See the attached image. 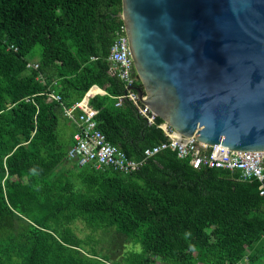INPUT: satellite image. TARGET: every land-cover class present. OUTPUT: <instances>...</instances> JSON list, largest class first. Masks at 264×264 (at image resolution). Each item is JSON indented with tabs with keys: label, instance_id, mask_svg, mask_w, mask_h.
Wrapping results in <instances>:
<instances>
[{
	"label": "trees",
	"instance_id": "16d2710c",
	"mask_svg": "<svg viewBox=\"0 0 264 264\" xmlns=\"http://www.w3.org/2000/svg\"><path fill=\"white\" fill-rule=\"evenodd\" d=\"M120 13V0H0V240L31 237L28 264H146L153 257H169L170 264H264V199L255 182H236L221 170H193L169 151L128 175L77 168L65 161L73 131L60 105L43 97L34 99L35 106L21 100L49 88L69 107L95 86L104 95L89 105L109 144L136 161L164 141L155 127L159 118L147 126L130 102L114 106L123 87L108 73L106 58ZM34 57L37 70H26ZM17 176H26V184L12 180ZM71 179L80 180L79 193L68 190ZM29 187L44 191L37 203L10 200ZM55 191L68 201L72 193L93 227H115L138 250L124 249L108 263L54 237L46 222L67 204L52 200ZM177 230L188 239L186 250L171 241Z\"/></svg>",
	"mask_w": 264,
	"mask_h": 264
},
{
	"label": "water",
	"instance_id": "95a60500",
	"mask_svg": "<svg viewBox=\"0 0 264 264\" xmlns=\"http://www.w3.org/2000/svg\"><path fill=\"white\" fill-rule=\"evenodd\" d=\"M138 98L183 137L264 151V0H120Z\"/></svg>",
	"mask_w": 264,
	"mask_h": 264
},
{
	"label": "built area",
	"instance_id": "2783aa9c",
	"mask_svg": "<svg viewBox=\"0 0 264 264\" xmlns=\"http://www.w3.org/2000/svg\"><path fill=\"white\" fill-rule=\"evenodd\" d=\"M121 27L115 32L108 50L106 61L110 65L108 73L115 76L123 87V94L112 98L114 106H120L122 100L131 103L136 113L145 121L147 126L154 125L158 118L138 98L136 89V73L129 52L126 31L121 21ZM15 50V49H14ZM36 63L25 64L26 70L36 71ZM35 80L44 84L41 74ZM90 87L83 97L69 107L60 103L59 97L53 91L46 90L43 94H36L21 99L35 106L34 99L43 97L45 103L56 102L61 107L62 116L72 128L71 145L66 151L65 161L77 168L90 167L94 170L110 168L122 175H128L139 168L155 155L169 151L179 161H187L193 170H221L229 174L230 179L236 182L257 184L256 191L264 199V151L242 152L212 145L208 146L197 141L193 136L183 137L160 119L155 127L161 131L164 141L142 151L139 160L127 158L118 147L109 144L103 134L96 129L95 116L97 110L89 105L95 96H102L104 92L91 91Z\"/></svg>",
	"mask_w": 264,
	"mask_h": 264
},
{
	"label": "rangeland",
	"instance_id": "374dc122",
	"mask_svg": "<svg viewBox=\"0 0 264 264\" xmlns=\"http://www.w3.org/2000/svg\"><path fill=\"white\" fill-rule=\"evenodd\" d=\"M37 52V49H35ZM37 57H34L30 62H35ZM136 81L138 83V88L143 93L145 91L139 77L136 75ZM68 127V123L66 124ZM13 181H21L26 184L28 178L26 176H17L12 179ZM80 180L71 179L69 182V188L72 193H79ZM26 186V185H24ZM28 187V186H26ZM20 195L12 197L11 201L23 202V200H28L37 203V197L39 194H44V191L40 189L25 188ZM83 189H81V193ZM88 192V191H86ZM68 194L69 201L63 198L64 192L55 191L51 193L52 200H56L60 205L66 206L61 212L54 213L51 219L46 222L47 232L52 234L54 237L61 235L63 238H67V244L77 247L82 253L96 255L98 257L104 258L108 263L118 260L117 255H120L124 249H137L138 245L125 233L119 232L118 229L111 226L105 227H93L92 223L93 217L88 214H80L77 209L76 200L71 199V194ZM49 196V192L47 193ZM91 207H96L98 204L97 199L92 197ZM6 203H10L8 198H5ZM33 204V205H34ZM49 217V212H48ZM50 230V231H49ZM171 241L177 244L181 249L186 250L188 245V239L182 231H176L171 236ZM31 244V237H17L14 235H7L0 240V264H28L27 262V252ZM99 259V258H98ZM152 263L146 264H170L169 257L167 258H152Z\"/></svg>",
	"mask_w": 264,
	"mask_h": 264
},
{
	"label": "crops",
	"instance_id": "0c3cea01",
	"mask_svg": "<svg viewBox=\"0 0 264 264\" xmlns=\"http://www.w3.org/2000/svg\"><path fill=\"white\" fill-rule=\"evenodd\" d=\"M93 91L94 92H97V93H100L101 92V90H99L98 88H96V87H93ZM72 129V128H71Z\"/></svg>",
	"mask_w": 264,
	"mask_h": 264
},
{
	"label": "bare ground",
	"instance_id": "6f19581e",
	"mask_svg": "<svg viewBox=\"0 0 264 264\" xmlns=\"http://www.w3.org/2000/svg\"><path fill=\"white\" fill-rule=\"evenodd\" d=\"M91 91H93V89H92ZM93 92H94V91H93Z\"/></svg>",
	"mask_w": 264,
	"mask_h": 264
},
{
	"label": "clouds",
	"instance_id": "9594fccd",
	"mask_svg": "<svg viewBox=\"0 0 264 264\" xmlns=\"http://www.w3.org/2000/svg\"><path fill=\"white\" fill-rule=\"evenodd\" d=\"M95 87V86H94Z\"/></svg>",
	"mask_w": 264,
	"mask_h": 264
}]
</instances>
